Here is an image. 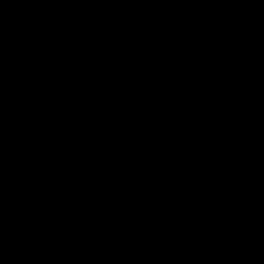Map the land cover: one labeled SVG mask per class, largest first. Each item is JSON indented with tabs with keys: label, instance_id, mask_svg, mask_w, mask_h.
<instances>
[{
	"label": "water",
	"instance_id": "obj_1",
	"mask_svg": "<svg viewBox=\"0 0 264 264\" xmlns=\"http://www.w3.org/2000/svg\"><path fill=\"white\" fill-rule=\"evenodd\" d=\"M0 264H264V0H0Z\"/></svg>",
	"mask_w": 264,
	"mask_h": 264
}]
</instances>
